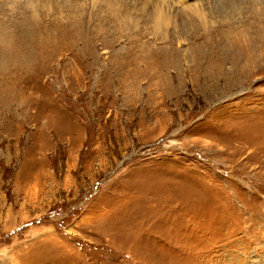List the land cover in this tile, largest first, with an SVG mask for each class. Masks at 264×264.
<instances>
[{
    "label": "rangeland",
    "instance_id": "rangeland-1",
    "mask_svg": "<svg viewBox=\"0 0 264 264\" xmlns=\"http://www.w3.org/2000/svg\"><path fill=\"white\" fill-rule=\"evenodd\" d=\"M263 15L0 0V264H264Z\"/></svg>",
    "mask_w": 264,
    "mask_h": 264
},
{
    "label": "bare ground",
    "instance_id": "bare-ground-1",
    "mask_svg": "<svg viewBox=\"0 0 264 264\" xmlns=\"http://www.w3.org/2000/svg\"><path fill=\"white\" fill-rule=\"evenodd\" d=\"M161 16V15H160ZM199 16H202V14H199ZM263 17H264V15H263ZM159 19V18H158ZM156 21V20H155ZM157 22H158V20H157ZM160 23V22H159ZM156 25V24H155ZM158 26V25H157ZM244 42V41H243Z\"/></svg>",
    "mask_w": 264,
    "mask_h": 264
}]
</instances>
